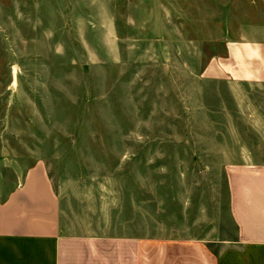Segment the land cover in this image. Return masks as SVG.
<instances>
[{
	"label": "rangeland",
	"instance_id": "obj_1",
	"mask_svg": "<svg viewBox=\"0 0 264 264\" xmlns=\"http://www.w3.org/2000/svg\"><path fill=\"white\" fill-rule=\"evenodd\" d=\"M258 22L263 0H0V199L41 162L80 232L232 239L264 88L214 75Z\"/></svg>",
	"mask_w": 264,
	"mask_h": 264
},
{
	"label": "crops",
	"instance_id": "obj_2",
	"mask_svg": "<svg viewBox=\"0 0 264 264\" xmlns=\"http://www.w3.org/2000/svg\"><path fill=\"white\" fill-rule=\"evenodd\" d=\"M251 27L247 37L226 42L216 80L264 88V22ZM224 175L234 237L163 240L144 238L132 219L119 223L128 228L119 234L80 232L37 162L0 199V264H264V160L226 166Z\"/></svg>",
	"mask_w": 264,
	"mask_h": 264
}]
</instances>
